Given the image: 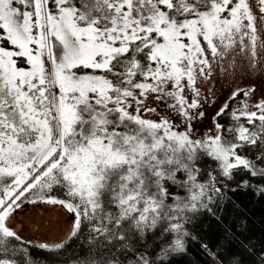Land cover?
<instances>
[{
    "label": "snow or ice",
    "instance_id": "1",
    "mask_svg": "<svg viewBox=\"0 0 264 264\" xmlns=\"http://www.w3.org/2000/svg\"><path fill=\"white\" fill-rule=\"evenodd\" d=\"M245 77L264 78V0H0V264H176L193 244L264 264L246 219L193 231L229 192L264 197Z\"/></svg>",
    "mask_w": 264,
    "mask_h": 264
},
{
    "label": "trees",
    "instance_id": "2",
    "mask_svg": "<svg viewBox=\"0 0 264 264\" xmlns=\"http://www.w3.org/2000/svg\"><path fill=\"white\" fill-rule=\"evenodd\" d=\"M255 80V79H254ZM254 80H248L245 77L239 82L242 84L249 83L255 88V95L259 96L264 93V85L262 84L259 91V85L254 83ZM242 81V82H241ZM217 97V102H222L227 95L228 88L225 86ZM211 115V109H209ZM220 219L213 218L211 215L200 217L193 226V231L204 238L210 245L222 240L223 224L233 223L238 224L241 220H247V235L259 240L264 237V197H259L251 191L237 190L227 193L225 200L221 203V211L217 213ZM176 264H207L198 244H193L190 249V255L185 257H177Z\"/></svg>",
    "mask_w": 264,
    "mask_h": 264
},
{
    "label": "rangeland",
    "instance_id": "3",
    "mask_svg": "<svg viewBox=\"0 0 264 264\" xmlns=\"http://www.w3.org/2000/svg\"><path fill=\"white\" fill-rule=\"evenodd\" d=\"M254 83L257 84V85H259V91L257 93H260V88H261L262 84L264 85V78H262V77H256L255 80H254ZM21 218H23V217H21Z\"/></svg>",
    "mask_w": 264,
    "mask_h": 264
},
{
    "label": "water",
    "instance_id": "4",
    "mask_svg": "<svg viewBox=\"0 0 264 264\" xmlns=\"http://www.w3.org/2000/svg\"><path fill=\"white\" fill-rule=\"evenodd\" d=\"M26 235L28 234V233H25Z\"/></svg>",
    "mask_w": 264,
    "mask_h": 264
},
{
    "label": "flooded vegetation",
    "instance_id": "5",
    "mask_svg": "<svg viewBox=\"0 0 264 264\" xmlns=\"http://www.w3.org/2000/svg\"><path fill=\"white\" fill-rule=\"evenodd\" d=\"M53 215H54V213H53Z\"/></svg>",
    "mask_w": 264,
    "mask_h": 264
}]
</instances>
